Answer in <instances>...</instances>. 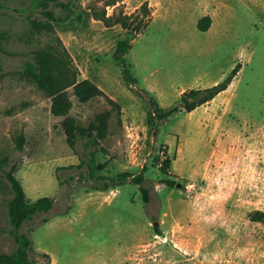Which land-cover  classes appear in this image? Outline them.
Returning a JSON list of instances; mask_svg holds the SVG:
<instances>
[{"label": "rangeland", "instance_id": "obj_1", "mask_svg": "<svg viewBox=\"0 0 264 264\" xmlns=\"http://www.w3.org/2000/svg\"><path fill=\"white\" fill-rule=\"evenodd\" d=\"M144 2L151 16L125 57L137 79L131 86L113 58L117 42L131 34L105 27L90 11L104 0H59L70 12L51 4L54 32L32 28L31 19L47 21L33 0H0V161L7 159L5 169L16 166L29 202L55 199L19 230L32 240L29 258L35 264H264V227L248 218L264 211V0H122L105 12L129 15ZM204 16L210 26L200 32ZM48 46H64L80 79H91L120 105L118 113L103 97L85 104L72 97L70 116L81 126L111 112L103 141L78 137L71 149L62 118L50 113L51 99L25 78L34 53ZM236 64L231 84L213 100L152 126L150 96L170 108L183 91L216 84ZM21 134L23 151L15 145ZM165 155L169 175L160 171ZM123 173L131 176L116 178ZM140 173L147 202L132 180ZM113 177L120 185L113 187ZM11 197L0 170L5 254L17 248L9 232Z\"/></svg>", "mask_w": 264, "mask_h": 264}, {"label": "trees", "instance_id": "obj_2", "mask_svg": "<svg viewBox=\"0 0 264 264\" xmlns=\"http://www.w3.org/2000/svg\"><path fill=\"white\" fill-rule=\"evenodd\" d=\"M95 1L99 2L102 0ZM121 1L122 0H104V6L101 9L97 10L96 8L91 7L90 11L93 18L100 20L105 27L119 25L122 29L127 30L131 34L130 39H122L117 42L113 58L121 67L123 79L128 85L132 86L137 83V79L132 74L125 57L132 47L131 39L136 37L138 33H142L146 28V23L151 16V12L147 6V2H144L132 14L127 15L120 11L118 13L114 12L112 15H107L105 7L114 6ZM33 2L45 9L44 15L47 18V21L45 22L31 19L30 22L32 28L38 32L55 31L53 22L58 21V19H56L50 9H48L51 4H59L70 12L68 6L59 3V0H33ZM209 26V16H204L197 22V28L200 32L207 31ZM239 68L240 64H236L223 80L212 86L197 89L192 88L183 91L180 94L178 104L170 108L160 107L157 101L150 96L149 104L151 106L152 126L155 127L157 121L166 119L179 110L191 112L210 102L218 94L229 87L233 78L239 71ZM24 75L28 81L34 83L51 99L50 113L53 116L62 118L60 125L65 136V142L71 149H75L78 137L87 138L96 143L103 141L107 137L111 112L106 110L97 113L88 126H81L70 116V111L73 106L72 97H74L79 104H85L97 97H103L111 107L116 108L118 113L120 112V105L91 79H80V71L75 65L72 56L64 46L61 48L48 46L36 51L33 56V62L27 63ZM24 142L25 138L22 134L15 139V145L19 151L24 150ZM162 152L166 154V151ZM161 160V157H157V161ZM93 161L94 157L91 155V162L89 163L91 173L95 171ZM5 162H7L6 158L0 161V170H2L12 191V197L7 204L8 217L11 225L9 232L15 240L17 248L11 254L0 252V264H35L34 261L29 258V251L32 248V240L29 236L20 234L19 230L25 222L31 220L34 216L49 211L52 208L55 199L53 197H41L33 202H29L26 198L25 189L21 181L15 175L16 166L12 165L9 169H5L3 166ZM170 165L171 160L165 155V160H162V163H160V171L163 174L169 175L168 170ZM101 167L102 165H99L98 168ZM144 170H146V167ZM130 176V173H123L117 175L116 178L125 180ZM116 178H111L113 187H116L121 183L119 182L116 184ZM145 179L146 177L142 173L132 177V180L140 186L144 201L147 202L148 189L142 185ZM163 182L168 186H173L175 184V181L170 179H165ZM104 188H109V185L106 184ZM248 218L253 222L261 223L264 227L263 210L251 211L248 214ZM154 231L156 234L160 233L158 225L154 226Z\"/></svg>", "mask_w": 264, "mask_h": 264}, {"label": "water", "instance_id": "obj_3", "mask_svg": "<svg viewBox=\"0 0 264 264\" xmlns=\"http://www.w3.org/2000/svg\"><path fill=\"white\" fill-rule=\"evenodd\" d=\"M176 187H181V184L177 183ZM157 225H159V222H157V221L153 222V226H157Z\"/></svg>", "mask_w": 264, "mask_h": 264}]
</instances>
